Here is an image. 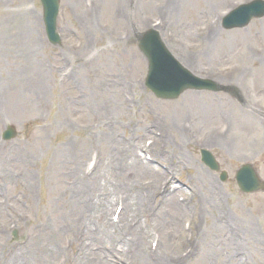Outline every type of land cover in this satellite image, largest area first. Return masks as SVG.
<instances>
[{"label":"rangeland","instance_id":"1","mask_svg":"<svg viewBox=\"0 0 264 264\" xmlns=\"http://www.w3.org/2000/svg\"><path fill=\"white\" fill-rule=\"evenodd\" d=\"M161 1L164 0H152L151 2L155 4ZM99 3L100 7H102L105 0H99ZM63 5L64 7L68 6L65 1ZM165 5L166 3L163 2L162 8ZM40 10L41 8L35 0H0V41L5 45L6 49V55L0 59V115H3L5 123H15L22 131L20 137L8 145V147H14L7 156V159H10V164L3 165L0 162V173L17 171L18 167L23 164L21 157L24 155L27 156L28 161L32 157H35V164H40L36 175L38 185L37 202L29 204L35 209L31 214L32 224L26 223L23 233L33 235L36 244H41L52 238V232L56 231L61 221L70 215L71 208L68 206V202L73 203L77 208H81L80 210H82L83 206L89 204L86 201L88 199L85 197L72 195V189L69 188L68 179L72 182L75 181L68 177L67 170L73 169L70 166V157L75 153L79 158L78 163L84 167L85 162L82 163V161L90 153L98 152L100 159L102 153H107V156L104 157L106 160L103 168L102 166L100 167L97 176L93 180L95 183L100 182L101 177L105 175L104 170L106 169V163L110 160L109 157H114V150L111 149L106 152V148H103L100 142H94L92 145H89L88 131L91 128L92 135H96L99 125V115L103 111L114 114L109 109H103L105 106H114L109 99V96H113L110 94L111 92H116V99L121 109L119 90L129 91L131 89L132 97L134 95L137 97L136 102L133 100L128 105V112L124 109L127 114H123L124 121L121 124L118 123V116L114 114L117 118V125L114 128L122 139L134 137L133 123L141 121L148 128L152 121V114L161 118L168 116L174 110L173 106L176 105V103H168L169 108L160 109L159 111L153 109L151 113V107L154 104H150L142 84L146 71L145 62L139 55V50L136 47H133V50L129 46L127 47L133 53H139L135 58L132 54H126L124 50L119 48L120 50L115 53L114 59L109 57L110 59H105L98 67L95 66L99 72L97 77L99 80L98 92L94 94L88 90L83 86L81 79H85L89 75L74 73L71 69L72 61L66 56L62 58L58 57L56 54L58 51L50 48L39 35L36 23L40 18ZM64 10V18L71 20L69 9L65 8ZM148 10L146 12L149 17L157 16L158 11L154 14H149ZM61 26L65 30L64 23ZM252 30L251 34H245L243 31L229 34L230 38H227L220 47L224 48L228 43L225 51L222 53V49L219 48V54L216 56L217 60L209 63L208 66L222 67V65L241 63L242 65H262L264 67V53L258 55L256 50L260 46L261 41H264V21L255 23ZM255 35L258 36L254 38ZM79 36L82 37V34H79ZM237 49L238 54L232 55ZM128 55L132 56L127 57ZM189 57L191 56L189 55ZM213 71L217 70L214 69ZM65 72L67 75L64 74ZM206 73V76L211 74L209 71H206ZM111 76L115 77V80H112ZM92 78L94 79V74ZM258 78L261 81L264 79L263 71L259 72ZM62 79H66L70 83H65ZM95 81L88 80L86 83L92 85ZM63 84H67L71 89H74V93H71L70 96L76 100L78 106L77 113L73 112L72 105H70L71 108L69 109L65 96L61 97L60 95ZM57 86L60 88H57ZM64 92L67 93V90L64 89ZM151 98L156 101L152 96ZM260 98H262L264 103L263 92H261ZM56 102L59 103L60 108L58 110H60V113L56 112ZM201 108L206 110L205 107ZM28 110L33 111V113ZM237 112L238 116L244 115L240 110H237ZM190 119V125L193 129L200 131L203 128L202 125L196 122V116L192 115ZM248 121L252 120L248 117ZM2 129L3 127L0 129V132ZM204 129L206 132L210 131L211 125L209 122L204 124ZM149 137V134L141 137V143ZM1 145L2 142L0 140ZM191 151L198 159L197 154L192 149ZM217 153L223 167L230 174L226 185L219 184L221 193L223 194V203L227 209H223L224 204L219 206L217 196L212 199L210 208L206 205L201 206V214L198 216L196 225L205 233L206 241L204 244H207L205 247L206 252H211L212 249H215L213 244L220 243L215 238L220 236L222 239L229 238L235 227L244 235H248L252 241L254 240L253 234L250 235L249 230L251 232H253V229L257 232L264 231V209L261 207V201L259 202L260 207L256 206L255 201L246 204L244 202L245 197L237 191L235 186V172L245 161L234 162L221 152L217 151ZM193 155L189 154V157L195 159ZM100 159L99 161L101 162ZM162 160L164 164L172 169L170 167L172 159L167 160L163 158ZM262 160L264 161V156ZM25 169L29 170L28 167H25ZM77 170L79 173L81 172L80 166ZM172 170L175 171L174 169ZM148 178L151 177L141 176L139 179L145 180ZM106 179L112 181L113 185L115 182H118L115 174H112V172L110 175H106ZM210 189L214 190V186L207 185L204 192L206 193ZM202 199L207 201V197H203ZM114 206L115 198L113 202ZM169 209L170 204L168 203L164 213H167ZM16 210L19 213L22 211L21 207H18ZM228 210H232L233 212L231 221H229L230 224L224 218ZM76 213L73 212L72 214ZM186 215L185 213L181 216L176 225L181 231L183 221L187 220ZM50 221L51 223L48 224ZM28 227H32V229ZM17 233L18 241L13 239V232L9 235L12 244H21L24 241L23 235L19 231ZM262 243L264 246V239ZM240 244L241 242L236 241L233 246ZM122 248L130 249L131 245H124ZM235 251V247L226 248L213 259L207 256V261L203 259L201 263L198 262L197 264H231ZM254 262L255 264H264L263 256L259 262L256 260Z\"/></svg>","mask_w":264,"mask_h":264},{"label":"bare ground","instance_id":"2","mask_svg":"<svg viewBox=\"0 0 264 264\" xmlns=\"http://www.w3.org/2000/svg\"><path fill=\"white\" fill-rule=\"evenodd\" d=\"M217 0H196V3L202 4L204 6V2L206 4H211L213 2H216ZM200 10V7H199ZM199 18V15H198ZM192 29V28H190ZM191 32V31H190ZM213 108L216 110L217 108L213 106ZM199 112L202 117L203 121H208L210 124L212 122H215L216 120V115L213 113V110H201L199 108ZM167 123H169L174 131V134L177 136L181 137V131L179 129L178 122L176 120H167ZM244 129V137L248 141V146H251L254 142L258 141L260 139L258 132L256 131V124L254 125V129H250L247 125H243ZM167 141L169 142V138L167 137ZM181 144V141H179ZM178 149V145H177ZM140 148L136 146H131L128 148L125 152L121 151V158L120 160H116L114 163H111L112 168H114L115 163H119V165H122L129 169L130 173L133 174V176L130 179H125V186H126V192L128 194L125 195L124 201L126 203V206L128 205L129 201L130 202V207H129V212H134L136 214H148L149 211H143L141 212V209H146L150 208L151 206V196L149 195L146 199H142L140 206L138 203V193L136 192V187L134 188V184L136 182V179L139 177V172L145 171L146 173H151L154 174L156 171L152 168L149 167L147 164L144 162H141L138 155H139ZM138 171V172H137ZM141 189H146L143 185L141 186ZM149 190H152V186H149ZM110 192V187L109 184H105L102 186L100 190V197L98 199V212L94 215V218L96 219V230L98 233L101 234V237L103 235H106L110 232L113 233V243H118L120 240V235L117 233V230L114 226L110 225L107 223V219L104 217L105 214L109 211V208L112 206V197L109 194ZM155 195V193H152ZM185 207L182 206L181 204H175L173 206V211L172 214H166L160 215L156 219V224L157 225H162L166 228L167 226L171 224L178 223V221L181 218V214L184 213ZM141 212V213H140ZM3 212L0 210V215H2ZM128 215V210H126V216ZM139 215V216H140ZM80 221H87V215H84L82 217H76V218H71L66 223L62 226V228L56 230V233L58 234V237L60 238L61 236L64 235H71L73 241L77 239H81L84 241V244L87 248L86 252L82 256L83 260L88 261L90 264H95V263H100L104 264L105 260L108 261L109 259L115 257V255L110 252L109 255H103V254H97L92 251V247L95 246L94 239L92 237V232L90 228L87 225V234L85 238L80 237L78 233L75 232L74 225ZM129 219L126 221L127 225V231L133 232L136 235V246L133 251H131V261L132 264H141L144 262V264H153L157 263L161 260H172V257L167 253V246L164 248L162 247L160 253L158 255H152L147 252L146 245L144 242H142L141 236L146 234L147 232L150 231L149 228L144 227L142 225L138 226L137 228H132L129 225ZM167 229V228H166ZM1 234V233H0ZM57 252H65V249L62 247V245L58 242V240H53L49 241L48 243H43L40 245H35V247L32 250L31 256L29 258V264H34L37 260L42 258L41 262L43 264L48 263L49 259L54 256L55 253ZM122 257H125L126 254L125 252L122 253ZM207 256H212V252H207L202 259H205L207 261L206 257ZM178 262L180 260L177 259ZM6 264H22V256L19 255L15 258L10 259ZM160 264H166L165 262H160Z\"/></svg>","mask_w":264,"mask_h":264}]
</instances>
